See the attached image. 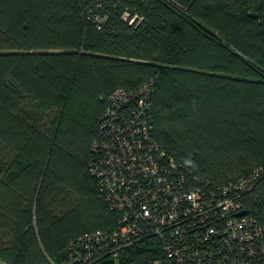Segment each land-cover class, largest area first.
Listing matches in <instances>:
<instances>
[{
  "label": "trees",
  "instance_id": "trees-1",
  "mask_svg": "<svg viewBox=\"0 0 264 264\" xmlns=\"http://www.w3.org/2000/svg\"><path fill=\"white\" fill-rule=\"evenodd\" d=\"M149 80L168 153L215 181L262 169L240 200L264 225V0H0L2 260L77 264L75 239L114 226L92 144L108 95ZM157 254L151 239L96 264Z\"/></svg>",
  "mask_w": 264,
  "mask_h": 264
},
{
  "label": "built area",
  "instance_id": "built-area-1",
  "mask_svg": "<svg viewBox=\"0 0 264 264\" xmlns=\"http://www.w3.org/2000/svg\"><path fill=\"white\" fill-rule=\"evenodd\" d=\"M151 85L146 81L135 94L118 87L107 97L88 171L115 224L78 236L74 261L116 262L154 239L152 264H264V225L238 214L240 197L262 169L215 181L168 153L154 135ZM0 264L8 263L0 258Z\"/></svg>",
  "mask_w": 264,
  "mask_h": 264
},
{
  "label": "water",
  "instance_id": "water-1",
  "mask_svg": "<svg viewBox=\"0 0 264 264\" xmlns=\"http://www.w3.org/2000/svg\"><path fill=\"white\" fill-rule=\"evenodd\" d=\"M249 15L252 16V17H258V14L255 13V12H250ZM246 213H247V210L246 209H242V210H240L238 212V214H246Z\"/></svg>",
  "mask_w": 264,
  "mask_h": 264
},
{
  "label": "rangeland",
  "instance_id": "rangeland-1",
  "mask_svg": "<svg viewBox=\"0 0 264 264\" xmlns=\"http://www.w3.org/2000/svg\"><path fill=\"white\" fill-rule=\"evenodd\" d=\"M4 147L2 145H0V157L2 158H6V156L8 155L7 151L5 149H3Z\"/></svg>",
  "mask_w": 264,
  "mask_h": 264
}]
</instances>
